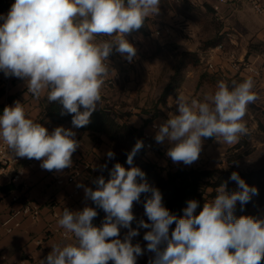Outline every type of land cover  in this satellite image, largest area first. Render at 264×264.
<instances>
[{
	"label": "clouds",
	"instance_id": "obj_1",
	"mask_svg": "<svg viewBox=\"0 0 264 264\" xmlns=\"http://www.w3.org/2000/svg\"><path fill=\"white\" fill-rule=\"evenodd\" d=\"M160 6L161 0H15L8 13L0 15V71L23 79L27 92L37 99L46 92L49 103L62 105L61 115H72L73 127H85L102 102V89L113 70L110 56L119 53L133 62L137 49L127 36L144 27ZM254 89L255 81L247 78L231 88L218 81L203 100L178 94L176 112L158 126L156 142L167 140L171 146L166 155L185 165L199 159L203 138L238 143L249 132L244 120L249 105L259 99ZM75 135L63 126L50 132L28 118L19 101L0 114V140L16 156L42 161L48 171L72 166L80 146ZM142 147L137 140L127 157L129 165ZM114 155L107 153L109 159ZM230 179L238 191L229 193L226 183L221 184L198 214V202L190 200L183 216L177 217L140 168L116 163L109 179L100 176L95 189L84 187L85 197L106 213L102 225L93 224L98 215L93 207L63 208L58 226L73 239L52 245L41 264H136L143 250L132 243L139 232L131 229V222L134 203L142 194L150 223L141 220L139 226L150 229L143 239L155 253L152 264H264V219L235 215L237 202L243 206L258 190L237 172ZM121 228L130 229L123 240Z\"/></svg>",
	"mask_w": 264,
	"mask_h": 264
},
{
	"label": "rangeland",
	"instance_id": "obj_2",
	"mask_svg": "<svg viewBox=\"0 0 264 264\" xmlns=\"http://www.w3.org/2000/svg\"><path fill=\"white\" fill-rule=\"evenodd\" d=\"M212 1L194 0L190 4L188 0H161L160 12L155 17L148 18L144 28L151 31L158 26L169 27L170 37H145L142 34L135 37L136 58L131 63L126 59L118 60L114 66L118 82L115 86L106 88L107 92H126L127 100L120 101L117 97L104 104L112 108L117 102H122L120 107L127 113H132L129 106L133 105L137 115L143 113L150 118L163 114L164 110L176 109L171 96L177 90L164 103L159 98L181 51L193 53L198 58L196 64L190 61L184 69L185 72L188 67L194 68L199 74V82L190 94L192 99L203 100L206 94L215 91L218 81L223 80L229 85L252 78L259 99L249 105L244 117L249 132L239 140V146L229 145L215 138H203V144H210L212 148V160L206 161V166L202 168H225L232 165L237 170L246 171L264 163V70L258 75L250 74L245 69L233 71L228 67V60L233 57L258 64L264 57L262 18L244 0H240L236 6H223L220 13L212 8ZM218 41L223 43V48L214 55L217 70H209L205 66L207 51ZM134 143L135 141L128 140L119 145L127 148ZM12 155L11 152L9 156ZM208 193L210 190L206 188L203 193L205 202L215 198V195ZM262 210L261 207H251L247 212L251 211L254 217L262 214L258 217L262 218Z\"/></svg>",
	"mask_w": 264,
	"mask_h": 264
},
{
	"label": "crops",
	"instance_id": "obj_3",
	"mask_svg": "<svg viewBox=\"0 0 264 264\" xmlns=\"http://www.w3.org/2000/svg\"><path fill=\"white\" fill-rule=\"evenodd\" d=\"M7 13H5V15ZM261 24L264 31L263 20ZM128 36V40L132 43L131 39L135 38V36L131 34ZM98 39H103V37H99ZM133 45L137 46L136 44ZM119 56L121 60L125 59L120 54ZM198 82L199 74L197 73V69L188 67L184 72L182 83L177 89L176 94L170 95L171 98L173 97L174 103L178 94L181 93L189 99H192L193 97L190 96V94L193 91V87L197 86ZM106 88L108 89V87L104 85L102 89V102L98 107H109L105 105L104 102L114 101L117 97L120 101L127 100L125 95L126 92L123 94L112 91L107 92ZM46 95L45 92L42 93L38 99L33 97L31 93L27 92L26 82L23 79L6 77L4 73L0 71V104L3 105V109L5 106H12L14 102L19 101L24 105L27 117L34 119L36 122H40L50 132L58 126H63L74 131L76 134L75 139L79 142L80 146L73 153L72 161H86L89 165V169L77 176L74 182L57 185L54 181V175L65 177L70 168H65L61 171H48L41 167L42 161L19 157V161L16 163L15 167H20L22 169L20 180L14 182L10 181L9 174L12 171L10 168L6 170L5 174L0 175V188L11 184L12 188L8 192L23 195L26 199L37 203L40 207V213L37 218H21L19 225L10 232H7L5 230V224L8 222H5V220L8 216L9 206L12 203L8 195L2 196L0 199V264H41V261L44 260L51 251L52 245L71 241L73 239L72 236L62 237L57 231L60 228L58 226V219L62 215L63 208L66 206L69 210L79 211L85 206L91 207L92 201L85 197L84 187L92 188L95 177L101 169V166L113 161L123 150L118 142L109 140L103 134L94 135L89 131H82L73 127L70 122L58 123L49 116H46L43 112V104L47 101ZM121 104L122 102H117V104L112 107L117 113L118 121H125L134 127L142 128L144 137L146 136L154 145L153 149L149 150H145L142 147L143 155H140V159L142 161L155 163L163 175L167 170H174L178 167H204L206 166V161L212 160V148L210 144L204 143L199 159L191 165H185L182 162L173 163L171 158L166 155L168 148L171 146L169 142L167 140L163 143L156 142L155 135L158 126L168 119L169 113L176 112V109L164 110L163 114H158L150 118L149 115L143 113L137 115L135 113L136 108L133 105L129 106L132 113H127L124 111V108L120 107ZM145 118H150V120ZM153 125L156 127H153ZM109 151L115 154L114 158L109 159L107 157ZM10 153L11 150H9V155ZM14 155L13 153L12 156ZM78 184L83 185V187H77ZM75 190H77L76 193L74 192ZM13 205L16 206L17 204ZM101 210L102 218L99 222V226L102 225L106 216L103 209ZM52 212H56L57 216H53ZM248 212L242 215L252 216L251 211L250 213ZM133 213L135 219L131 222V229L138 230L139 234L132 237V243L140 244L144 255L143 264H152L155 253L147 250L148 242L143 239L144 234L150 229L139 226V221L141 220L150 223L141 201L134 203ZM260 216H262V214L255 215L256 218ZM129 230L128 228H121L119 238L123 240ZM171 231L172 230H170V234ZM161 247H163V245ZM109 264H113V262L109 261Z\"/></svg>",
	"mask_w": 264,
	"mask_h": 264
},
{
	"label": "trees",
	"instance_id": "obj_4",
	"mask_svg": "<svg viewBox=\"0 0 264 264\" xmlns=\"http://www.w3.org/2000/svg\"><path fill=\"white\" fill-rule=\"evenodd\" d=\"M14 2L10 4H0V13L3 12L7 7H11ZM144 27L136 32L131 33V35L135 37L139 34H142L145 37L149 36L150 31L146 30ZM103 39H107V37H103ZM109 59L112 62L113 68L118 60H121L119 53L112 54ZM197 60L198 58L193 53H189L187 51H181L178 53L177 59L175 60L172 68V73L169 76L167 83L165 84L160 95L159 100L161 102L164 103L167 97L180 87L184 77V69L186 68L187 63L192 61L193 64H196ZM231 84H229V88L232 87ZM61 110L62 105L57 102L49 103L46 101L43 104V112L46 116H49L52 120L58 123H71L72 115H61ZM2 112L3 105L0 104V114ZM78 129L82 131H89L94 135L103 134L109 140L118 142L119 144L128 140H133L135 143L137 140L144 142L146 139L143 135L142 128L134 127L125 121L119 122L117 119V113L114 111V109L106 106L98 107V109L93 112L92 116L90 117V123L85 127ZM134 145L123 148V150L114 158L113 161L107 163V168L99 170L95 180L100 176H103L105 180L109 179L110 171L116 163H120L126 169L133 166L138 167L146 174V180L148 183L160 191L162 194L163 205L170 211V213L176 215L177 217H182L184 214L183 210L187 207V202L190 200H195L198 202L196 213H199L206 200L203 194L206 188L210 190V193L208 194L215 196L216 189L221 184L225 183L226 190L229 193L238 191L239 188L237 183L230 179L232 172H237L250 187H256L258 192L257 194L252 195L251 200L243 206L237 202L235 214H245L251 207H261L264 210V163L246 171L237 170L232 165H228L225 168L178 167L174 170H167L163 175L155 163L142 161L140 159L143 149L138 151L133 157L132 165L127 163L128 154L131 152ZM235 146H239V143H236ZM96 187L97 185L94 183L92 189H95ZM11 188V184L2 186L0 188V192L7 193ZM144 195L145 194L141 195L142 205H144ZM147 195L151 194L149 193ZM91 207L95 208L98 213V215L93 220V224L99 227V222L102 218V210L93 202L91 203ZM261 219H264V217ZM174 227L175 224L170 226V230H173Z\"/></svg>",
	"mask_w": 264,
	"mask_h": 264
},
{
	"label": "built area",
	"instance_id": "obj_5",
	"mask_svg": "<svg viewBox=\"0 0 264 264\" xmlns=\"http://www.w3.org/2000/svg\"><path fill=\"white\" fill-rule=\"evenodd\" d=\"M15 0H0V4H10L14 2ZM175 2H180L181 0H173ZM190 3H193L194 0H188ZM240 0H213L210 4L212 8L216 11V13H220L223 6H236L239 3ZM248 3L250 8L258 14L263 22H264V0H244ZM10 6L7 7L3 12L0 13V15H5L10 10ZM220 18H223V15H220ZM170 29L169 27L164 26H158L151 30L149 32V36H155V37H170ZM127 39H129V36H127ZM131 42L133 44H136V39H131ZM223 48V43L218 42L215 46L210 47L207 51L206 60H205V66L209 70H217L215 67L214 62V55L215 53L221 51ZM228 67L232 69L233 71H240L242 69H245L247 72L253 75H258L264 70V57L258 62V64H255L253 62H245L242 59H234L231 57V59L228 60ZM111 62V60H110ZM112 66V62H111ZM113 68V66H112ZM118 82V75L115 71V68H113L110 76L105 81V86L112 87L115 86ZM153 127H156L153 125ZM145 140L143 142V148L145 150L153 149L154 145L153 143L145 136ZM9 148L3 143L2 140H0V175L5 174L6 170L8 168L12 169L10 172V181H18L21 178L22 169L20 167H15L16 163L19 161V157L9 156ZM143 155V153L141 154ZM89 169V165L86 161H80L76 160L72 163V166L70 167L67 175L65 177H61L59 175H54V181L57 185H63L64 183H72L74 182L75 178L79 176L83 171H86ZM75 193L77 190L74 191ZM3 195H8V198L10 202L12 203L9 206L8 216L5 220V222H8L5 224V230L7 232H10L13 228L17 227L20 223V219L22 218H37L40 213V207L37 203L26 199L23 195H20L18 193H3L0 192V199ZM13 204H17L14 206ZM66 207V206H65ZM67 208V207H66ZM53 216H57L56 212H52ZM58 233L62 237L72 236L70 233H66L62 228H59ZM144 261V255L137 257L136 264H143Z\"/></svg>",
	"mask_w": 264,
	"mask_h": 264
}]
</instances>
